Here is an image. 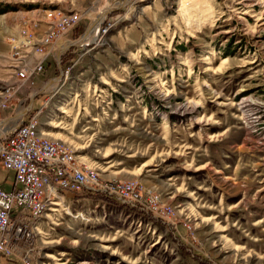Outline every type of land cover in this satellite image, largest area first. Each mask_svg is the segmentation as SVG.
Segmentation results:
<instances>
[{
    "label": "rangeland",
    "instance_id": "374dc122",
    "mask_svg": "<svg viewBox=\"0 0 264 264\" xmlns=\"http://www.w3.org/2000/svg\"><path fill=\"white\" fill-rule=\"evenodd\" d=\"M64 9L81 20L63 61L18 103L73 159L138 176L176 213L67 191L35 224L36 263L264 264V0H0V87L16 83L6 55L22 22ZM0 179L12 188L1 162Z\"/></svg>",
    "mask_w": 264,
    "mask_h": 264
},
{
    "label": "built area",
    "instance_id": "2783aa9c",
    "mask_svg": "<svg viewBox=\"0 0 264 264\" xmlns=\"http://www.w3.org/2000/svg\"><path fill=\"white\" fill-rule=\"evenodd\" d=\"M41 20L44 28L40 27L39 19L25 20L18 35L10 39L6 59L16 83L12 87H0V125L3 126L9 116L22 112L17 125L11 121L7 130L0 127V162L13 172L12 188L6 187L0 179V264L14 259L23 264H37L30 221L38 220L44 214V207L54 208L52 204L59 202L60 195L67 191L93 194L95 187V194L164 220L174 221L176 213L158 191L140 178L102 177L97 165L87 158L86 168L78 169V164L70 165V157H85L69 143L51 145L48 135L46 139L33 138V125L39 111L33 110L32 103L20 105L18 102L22 100L18 101L16 93L24 86L28 89L27 97L37 93L35 77L46 70L49 58L55 57L61 62V55L55 52L57 41L73 31L81 15L64 9V14L45 12ZM112 25V21L103 20L97 32L103 35ZM10 109V114H4ZM37 168L45 169L47 191L37 188Z\"/></svg>",
    "mask_w": 264,
    "mask_h": 264
},
{
    "label": "bare ground",
    "instance_id": "6f19581e",
    "mask_svg": "<svg viewBox=\"0 0 264 264\" xmlns=\"http://www.w3.org/2000/svg\"><path fill=\"white\" fill-rule=\"evenodd\" d=\"M92 31V30H91ZM67 36L63 37L62 39H60L59 41H57V46H58V43L60 41H63L66 39ZM67 42V41H66ZM46 68V67H45ZM45 72V71H44ZM44 72L42 73H39L37 74V76L39 77L41 74H43ZM20 117V116H19ZM10 121H8V119L5 120V124L2 126L0 125L1 129L2 130H7L9 128V126L7 125ZM18 124V123H17ZM16 124V125H17ZM36 125H37V118L35 119V122H34V125H33V138H38L36 135H42V136H46V132L43 133V131L40 133L38 131V127L36 128ZM49 136H52L51 133H48ZM38 139H41V138H38ZM50 144L51 145H60L58 144L57 142L55 141H50ZM77 151V149H75ZM107 154V153H106ZM78 164V169H85L86 168V164H84L82 161L80 160H76L75 158L73 159L72 157H70V165H77ZM150 162H146L144 163L141 167L138 168V170L136 172H133L135 174H138V173H141L142 169L144 170V168L149 165ZM10 171V170H9ZM132 175V173H131ZM45 178V169L44 168H37L36 170V175H35V183L37 184V188L40 190V191H47V182L44 180ZM134 178H139L138 176H134ZM93 194H95V187L93 188ZM61 196H64V195H60V199L62 198ZM57 205L60 204V201L56 203ZM48 209H53L51 207H44V213L48 210ZM56 209V208H54ZM209 220V219H208ZM38 220H31L30 221V231H32V235H34L35 233V230L38 229V226L35 225L37 223ZM39 231V230H38ZM53 257V256H52Z\"/></svg>",
    "mask_w": 264,
    "mask_h": 264
},
{
    "label": "water",
    "instance_id": "95a60500",
    "mask_svg": "<svg viewBox=\"0 0 264 264\" xmlns=\"http://www.w3.org/2000/svg\"><path fill=\"white\" fill-rule=\"evenodd\" d=\"M109 11V10H108ZM108 11H104L102 12L101 14H99L95 20L92 22V24L88 27V29L85 31L84 35L82 38H85L87 35H88V31L89 30H93L95 28V25L97 24V22L100 20L101 17H103ZM66 47H62L60 50H59V55L61 54V52L65 49ZM59 76H57L58 78ZM55 78V77H53Z\"/></svg>",
    "mask_w": 264,
    "mask_h": 264
},
{
    "label": "trees",
    "instance_id": "16d2710c",
    "mask_svg": "<svg viewBox=\"0 0 264 264\" xmlns=\"http://www.w3.org/2000/svg\"><path fill=\"white\" fill-rule=\"evenodd\" d=\"M227 52H229V51H227ZM227 52L225 51V54H227ZM63 61V59L61 60V62ZM53 63V61H52V59L51 58H49L47 61H46V63H45V67H46V70H45V73H46V79H48L49 78V71L51 70V64ZM56 64H57V62H56ZM57 68H58V64H57ZM57 75H59L60 74V69H57Z\"/></svg>",
    "mask_w": 264,
    "mask_h": 264
},
{
    "label": "crops",
    "instance_id": "0c3cea01",
    "mask_svg": "<svg viewBox=\"0 0 264 264\" xmlns=\"http://www.w3.org/2000/svg\"><path fill=\"white\" fill-rule=\"evenodd\" d=\"M6 183V182H5ZM6 185L7 186H9L10 184H7L6 183ZM62 198L61 199H63L64 198V196H61ZM52 253V252H51ZM49 257H52L53 255L52 254H50V255H48ZM5 264H23L21 261H19V260H8V261H6V263ZM43 264H51V262H50V260L49 261H44L43 262ZM62 264H65V263H62ZM85 264V263H84Z\"/></svg>",
    "mask_w": 264,
    "mask_h": 264
}]
</instances>
